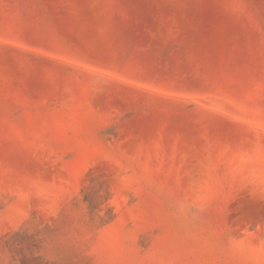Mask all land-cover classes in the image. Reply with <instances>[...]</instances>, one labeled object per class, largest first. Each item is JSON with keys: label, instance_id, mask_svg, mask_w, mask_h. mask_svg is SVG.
Masks as SVG:
<instances>
[{"label": "rangeland", "instance_id": "374dc122", "mask_svg": "<svg viewBox=\"0 0 264 264\" xmlns=\"http://www.w3.org/2000/svg\"><path fill=\"white\" fill-rule=\"evenodd\" d=\"M0 264H264V0H0Z\"/></svg>", "mask_w": 264, "mask_h": 264}]
</instances>
